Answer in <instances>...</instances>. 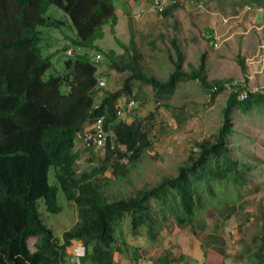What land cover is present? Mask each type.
<instances>
[{
  "label": "trees",
  "instance_id": "trees-1",
  "mask_svg": "<svg viewBox=\"0 0 264 264\" xmlns=\"http://www.w3.org/2000/svg\"><path fill=\"white\" fill-rule=\"evenodd\" d=\"M243 1L249 6L255 3ZM122 3L0 0V264L153 263L141 237L128 241L124 235L126 217L133 234L146 227L153 237L159 215L156 207L163 206L169 207L177 226L192 223L191 229L194 224L203 229L198 217L206 209L195 216L207 205L204 193L214 194V187L225 184H246L243 168L247 165L233 156V149L239 150V146L231 138L237 139L240 130L232 116L239 114V123L242 116L264 114V89L248 88L245 57L238 55L244 82L234 78L209 80L208 52L201 54L197 65L186 69L181 43L172 39L174 53L169 59L173 69L161 80L154 71L143 69L134 41L126 45L118 37L117 7ZM176 7L171 4L164 13L168 15ZM107 26L123 53L117 48L106 51L97 44ZM46 31L62 35L56 46L62 42L64 48L82 51L66 56L63 70L56 75L47 73L62 69L53 62L61 50L55 46L54 52L45 53ZM212 39L210 36L209 41ZM97 52H102L99 64L105 61L108 70L128 73L121 88L96 89L98 79L109 76L99 74L94 58ZM134 80L150 85L154 96L162 100L173 96L178 85L193 83L209 95V101L223 94L227 97L221 101V127L213 137L195 144L198 150L179 164L175 175H161L153 185L144 182L135 195L126 197L109 186L112 180L104 173L112 170L114 176L127 178L135 160L150 147L140 120L117 119L116 103L132 94ZM164 105L176 109L168 102ZM100 115L106 116V125L117 130L116 148L101 152L98 166L80 171L79 159L92 157L96 149L91 142L77 148L76 140ZM66 201L75 206L78 220L57 236L45 222V212H63ZM205 214L216 217L220 227L221 213L208 207ZM257 239L256 250L244 251L250 264H264V232ZM223 242L221 232L207 236L208 244ZM79 245L84 253L77 262L73 252ZM169 258L162 255L159 260L172 264Z\"/></svg>",
  "mask_w": 264,
  "mask_h": 264
},
{
  "label": "rangeland",
  "instance_id": "rangeland-1",
  "mask_svg": "<svg viewBox=\"0 0 264 264\" xmlns=\"http://www.w3.org/2000/svg\"><path fill=\"white\" fill-rule=\"evenodd\" d=\"M135 1L132 8L126 5L125 10L121 9L122 12H119L116 30L118 37L126 45L131 40L134 41L145 71L152 70L159 79L166 80L173 69L169 54H173L174 49L170 43L172 39H177L185 52L186 69L189 65H197L199 57L206 51L209 80L234 78L244 82L238 64V55H241L245 57L248 67L245 76L248 77V88L253 91L264 89V0H254L252 9L243 0H176V10H179L174 11L170 17L161 18L158 17L159 14H155L147 18L144 15L139 20L136 14L143 3ZM119 6L122 7V4ZM61 36L46 31L45 53L55 51V41L60 40ZM210 36H213L211 41ZM97 44L103 49L117 48L120 53L125 51L118 47L108 26L105 28L104 38L97 41ZM56 48L61 51L53 62L56 68L62 69H51L48 76L63 70L62 61L67 56L65 50L68 47L64 48V44L58 42ZM97 68L99 74L109 75L104 87L111 91L121 88L128 75L127 72L108 70L105 61ZM132 90L131 95L121 97L117 103L123 106L120 119L127 122L140 120L148 132L150 147L135 160L127 178L114 176L112 170L104 173L112 180L109 186L126 197L135 195L144 182L153 185L161 175H175L179 164L186 161L191 152L198 150L195 144L213 137L221 127V101L227 97L223 94L209 101V95L195 83L190 86L178 85L173 96L167 100L157 99L152 87L138 80L133 81ZM131 100L136 103L128 107L127 103ZM164 102L176 106V109L166 108ZM238 116L240 115L234 114L232 118L240 130L239 135L237 139L233 136L231 141L239 146V150L233 149V156L247 165L246 169L243 168L246 184L240 187L226 184L214 187V194L206 191L204 197L207 205L201 210L197 209L198 214L195 216L198 217L204 209L206 213L208 207L216 214L221 213L220 232L224 237L221 257H205V251H212L206 245L198 246L195 235L190 230L192 223L177 226L174 217L168 212L169 207H156L159 215L153 237H149L146 227L141 228L138 234H133L130 219L126 217L123 227L128 241L141 237L145 246L172 249L177 254V258L173 259L176 264H202L203 259L206 260L204 264H208L210 259L215 264H250L244 251L248 248L256 250L260 241L257 238L264 232V114L251 118L242 116L239 123L236 119ZM76 147L82 148L79 138L76 140ZM100 160L101 152L98 150L92 153V157L82 156L78 162L80 171H90L100 164ZM66 203L63 212H45V222L57 236L70 229L78 220L73 203ZM214 220L211 217L207 223L212 226ZM196 240L202 241V238L197 236ZM200 246H203V242ZM179 254L183 257H178ZM140 263L146 264L144 261ZM87 264L92 263L89 261ZM123 264L130 263L125 261Z\"/></svg>",
  "mask_w": 264,
  "mask_h": 264
},
{
  "label": "clouds",
  "instance_id": "clouds-1",
  "mask_svg": "<svg viewBox=\"0 0 264 264\" xmlns=\"http://www.w3.org/2000/svg\"><path fill=\"white\" fill-rule=\"evenodd\" d=\"M137 1H139V0H137ZM123 2V3H122ZM136 1L135 0H133V2H131V3H128V1L127 0H120V3H122V7H117L118 9H117V11H118V14H119V12L121 11L122 12V10L124 11V9H123V7L125 6V5H129L131 8H132V6H133V4L135 3ZM140 2L141 3H143V5L142 6H140L139 8V11L137 12V14H136V17H137V19L139 20L142 16H144V15H147V18H149V17H153L155 14H159L160 16H158V17H161V18H164V17H170L171 16V14L174 12V11H178V10H176L177 9V7H176V9H174L171 13H169L168 15H166L164 12L166 11V9L171 5V4H176L177 6H178V4L176 3V0H140ZM144 2H147L146 4L144 3ZM248 8L249 9H252V6L250 5V6H248ZM122 9V10H121ZM260 10H263V9H260ZM132 14V13H131ZM119 16H120V14H119ZM184 26H185V24H184ZM214 35V34H213ZM214 39H215V36H214ZM213 40V39H212ZM216 43H217V40H216V42H215V47H216ZM109 49V48H108ZM108 49H105L106 51L108 50ZM82 51H76L74 48H71V47H68L66 50H65V53H66V55H67V57L69 58L70 56H72V55H75V54H77V53H81ZM98 53V52H97ZM96 53V54H97ZM185 53V52H184ZM99 54H101V57L98 59L97 57H94L95 58V62H96V64L97 65H100L99 64V62L101 61V59H102V52H99ZM142 65V64H141ZM142 67H143V65H142ZM144 68V67H143ZM145 70V69H144ZM99 80H103V81H105V83H106V80L105 79H103V78H99L98 79V84H97V86H96V89H100V88H98V85H99ZM106 85V84H105ZM106 87H103V89H105ZM96 99H97V97H96ZM120 100H118V102H119ZM117 102V103H118ZM116 103V108H117V111H118V109H120V110H122V108H123V106L120 104V105H118ZM135 100H131V101H129L128 103H127V106L128 107H132L133 105H135ZM121 113H122V111H121ZM116 114H117V112H116ZM121 115V114H120ZM120 115H117V119L119 118H121V116ZM101 116H105V115H100V116H96V117H94L93 119H95V118H97V117H101ZM92 119V120H93ZM91 120V121H92ZM105 120H106V116H105ZM91 121H90V127H91ZM105 124H106V122H105ZM89 127V128H90ZM116 129V128H115ZM116 133H117V130H116ZM79 138V140L81 141V142H84L83 141V136H81V138L80 137H78ZM152 202H153V200H152ZM32 250H35L34 248H32ZM83 253H84V248H83V246L82 245H79V246H77L76 248H75V250H74V252H73V254H74V256L76 257V261L78 262V260H79V257L80 256H82L83 255Z\"/></svg>",
  "mask_w": 264,
  "mask_h": 264
},
{
  "label": "crops",
  "instance_id": "crops-1",
  "mask_svg": "<svg viewBox=\"0 0 264 264\" xmlns=\"http://www.w3.org/2000/svg\"><path fill=\"white\" fill-rule=\"evenodd\" d=\"M185 31H186V27H185ZM247 69H248V67H247ZM207 70H208V67H207ZM82 146H83V142H81V147ZM211 217H214V216H210L209 217L205 213L202 214V215H200L198 217L199 218L198 220L199 221L201 220L199 222V226H200V228H203V229L197 228L198 226L197 225L195 226V224H194V227L192 229H190V230H191V233L193 235H195V241H196V243L198 244L199 247H204V245H206L209 248V250L212 251V253H210L208 251H205V254H204L205 257L208 258V257H210V255H215V256H217L216 259H218L219 257H221V255L218 254L217 251L218 252H221L222 251V248H221L222 243H219V245H216V244H208L207 243V236H208V234L209 235H212V236H215V235H217V233H219V232H217V230L220 229V227L218 226V222L216 221V217H214L215 220H214V224L212 226L207 223L208 220H211ZM199 233H201L202 235H199ZM197 236L200 237V238H202V241L196 240ZM202 242H203V246H200ZM160 246H162V245L160 244ZM146 247L148 248V250H150L152 252V256H153V263L146 262V264H165V263H163V262H161L159 260V257L162 256V255H168V256L170 255V258H169L170 259V263L172 262V264H176V261L173 260V259L177 258L176 257L177 254H175V252H173L172 249L164 250L161 247L160 248H155V249L154 248H151L149 246H146ZM153 249L155 251L154 253H153ZM157 250H160V251H157ZM208 253H209V255H208ZM178 257H183V256H182V254H179ZM177 263H178V261H177ZM204 263H206V260L203 259L202 260V264H204ZM207 263L208 264H215L211 259Z\"/></svg>",
  "mask_w": 264,
  "mask_h": 264
},
{
  "label": "built area",
  "instance_id": "built-area-1",
  "mask_svg": "<svg viewBox=\"0 0 264 264\" xmlns=\"http://www.w3.org/2000/svg\"><path fill=\"white\" fill-rule=\"evenodd\" d=\"M96 57L99 59L101 54L97 53ZM105 81L99 80L98 88L105 86ZM121 114V110L118 109L117 115ZM105 116L97 117L91 121V127L88 128L83 136V141L88 144L91 142L94 148L100 152H105L106 149L116 148L117 133L115 126L105 124Z\"/></svg>",
  "mask_w": 264,
  "mask_h": 264
}]
</instances>
